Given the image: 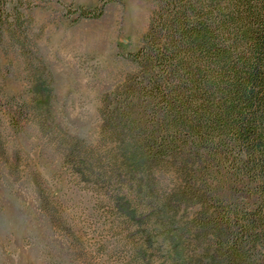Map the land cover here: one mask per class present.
Here are the masks:
<instances>
[{
  "label": "trees",
  "instance_id": "trees-1",
  "mask_svg": "<svg viewBox=\"0 0 264 264\" xmlns=\"http://www.w3.org/2000/svg\"><path fill=\"white\" fill-rule=\"evenodd\" d=\"M155 1L123 56L134 70L101 98L98 144L68 157L160 241L163 264H264V0Z\"/></svg>",
  "mask_w": 264,
  "mask_h": 264
},
{
  "label": "rangeland",
  "instance_id": "rangeland-1",
  "mask_svg": "<svg viewBox=\"0 0 264 264\" xmlns=\"http://www.w3.org/2000/svg\"><path fill=\"white\" fill-rule=\"evenodd\" d=\"M107 1L8 3L14 33L0 41V264L165 263L160 241L145 239L137 217L109 203L68 157L76 141L98 144L101 98L134 70L123 56L141 47L156 8L155 0ZM102 5L99 18L79 17Z\"/></svg>",
  "mask_w": 264,
  "mask_h": 264
}]
</instances>
